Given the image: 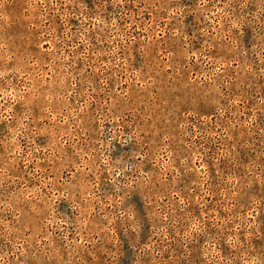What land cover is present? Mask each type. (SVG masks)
<instances>
[{
	"label": "rangeland",
	"instance_id": "1",
	"mask_svg": "<svg viewBox=\"0 0 264 264\" xmlns=\"http://www.w3.org/2000/svg\"><path fill=\"white\" fill-rule=\"evenodd\" d=\"M0 264H264V0H0Z\"/></svg>",
	"mask_w": 264,
	"mask_h": 264
}]
</instances>
